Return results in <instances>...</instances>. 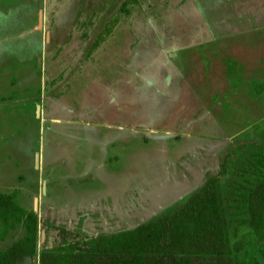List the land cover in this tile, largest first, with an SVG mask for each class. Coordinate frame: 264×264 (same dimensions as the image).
<instances>
[{"label":"rangeland","instance_id":"obj_1","mask_svg":"<svg viewBox=\"0 0 264 264\" xmlns=\"http://www.w3.org/2000/svg\"><path fill=\"white\" fill-rule=\"evenodd\" d=\"M254 142L264 0H0V194L38 213L39 253L47 224L159 218Z\"/></svg>","mask_w":264,"mask_h":264},{"label":"trees","instance_id":"obj_2","mask_svg":"<svg viewBox=\"0 0 264 264\" xmlns=\"http://www.w3.org/2000/svg\"><path fill=\"white\" fill-rule=\"evenodd\" d=\"M47 225L55 240L39 253L38 213L17 191L1 193L0 242L24 234L0 250V264H264V143L232 149L185 203L134 229L91 236Z\"/></svg>","mask_w":264,"mask_h":264},{"label":"water","instance_id":"obj_3","mask_svg":"<svg viewBox=\"0 0 264 264\" xmlns=\"http://www.w3.org/2000/svg\"><path fill=\"white\" fill-rule=\"evenodd\" d=\"M42 26V22H41V19H40V27ZM38 109H40V108H38ZM44 188L46 189V182L44 183ZM44 232L42 233V236H44ZM35 263H36V261H35Z\"/></svg>","mask_w":264,"mask_h":264}]
</instances>
